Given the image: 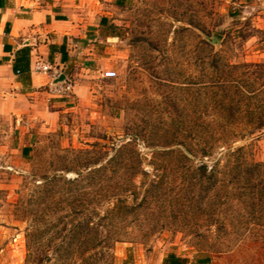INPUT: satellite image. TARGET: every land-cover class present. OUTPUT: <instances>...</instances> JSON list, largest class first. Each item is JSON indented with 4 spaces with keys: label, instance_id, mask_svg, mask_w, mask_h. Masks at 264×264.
<instances>
[{
    "label": "rangeland",
    "instance_id": "obj_1",
    "mask_svg": "<svg viewBox=\"0 0 264 264\" xmlns=\"http://www.w3.org/2000/svg\"><path fill=\"white\" fill-rule=\"evenodd\" d=\"M115 2L101 9L109 24L89 27L73 57L68 75L74 94L64 99L54 126L0 119V264H162L171 254L187 264H264V130L233 144L229 153L241 152L228 157L227 150L216 149L203 161L208 171L215 165L220 182L209 192L200 184L198 209L188 215L168 187V196L148 201L139 215L119 212L104 221L116 200L105 196L108 185L99 178L88 180L86 167L104 166L119 147L132 143L142 169L153 174L151 153L170 141V134L164 137L173 117L169 99L182 109L177 119L194 122L190 141L185 126L180 135L182 143H192L180 147L194 150L201 119L223 114L204 107L208 95L199 85L192 94L179 87L216 83L227 64L236 67L229 78L260 88L264 0H126L123 7ZM212 58L219 60L218 72L209 66ZM110 70L116 77L104 79ZM255 101L263 105L264 96ZM24 147L30 148L26 156ZM255 164L263 167L250 170V182H238L236 165ZM144 181L133 180L123 194L127 204L133 193L142 200ZM86 220L99 239L119 242L69 239Z\"/></svg>",
    "mask_w": 264,
    "mask_h": 264
},
{
    "label": "trees",
    "instance_id": "obj_2",
    "mask_svg": "<svg viewBox=\"0 0 264 264\" xmlns=\"http://www.w3.org/2000/svg\"><path fill=\"white\" fill-rule=\"evenodd\" d=\"M126 0H116L115 5L123 7ZM232 15H230L231 17ZM106 23V20L101 21ZM29 52L27 50L18 51L14 60V70L19 73H25L29 70L28 61ZM219 60L212 58L210 62V68L214 71H219ZM263 65H242V67H255L261 69ZM233 65H221L222 75L216 83H181L180 90L186 92V94H192L194 88L197 85L201 87L204 94L207 96L206 105L204 107H210V110H216L221 112L223 116L207 119L206 117L201 119L199 125L196 128L199 130L198 139L195 138L194 150H184L180 146H188L190 138L188 134L194 129V122L183 121L177 119L178 112L182 111L180 105L173 99H169V107L171 113L170 123L168 129L165 131L164 137L169 135V143L165 145L160 151L155 148L152 154L151 168L152 173H147L142 169V158L140 154L133 149L132 143H126L119 147L115 155L107 160L104 166L98 169L92 170V167L96 165V162L88 164L86 167L90 170L87 175L88 180L93 181L100 179L101 184H107L108 189L105 191V196L116 200V205L111 211L102 218L106 221L110 215L114 213L128 215H139L144 209H148V201L157 200L158 198L168 196L169 188L171 187L173 192L170 194L176 205L181 209L180 212H185L186 215L195 213L198 209L200 202L199 186L204 183V191L209 192L220 180L217 177L214 166L210 168L203 163L205 159L210 158L216 149L227 150V153L233 155L242 151L241 148L236 149L233 153V144L244 139L246 136L253 135L256 132L264 130V108L263 105L254 102L259 95L264 96V83H261L260 88H257L258 83H238L229 76L232 75L231 70L235 69ZM198 90V89H197ZM219 96L217 100L214 97ZM253 101V102H251ZM189 104V103H188ZM224 114H227L226 116ZM239 114H246L243 118H239ZM176 115V116H175ZM196 124V123H195ZM184 127L187 135L186 139H189L185 143L180 140L182 128ZM184 134V133H183ZM137 139V137H135ZM134 139V140H135ZM159 145H155L158 147ZM173 147H178L177 149ZM30 152V148H24L22 153L26 156ZM198 160L197 166L194 165ZM263 167V165L255 164L253 166L248 165H236L234 168L238 171L235 178L237 181L246 180V183L250 182L251 176H247L251 169ZM161 172L159 175L158 173ZM110 173V175H109ZM80 174V173H76ZM100 175L96 177V175ZM80 176V175H78ZM243 178H242V177ZM137 177H144L145 181L142 184L144 187V196L140 202L137 201V194L131 193L132 203L127 204L125 197L128 192L129 186ZM115 184H112L110 188V182L115 180ZM68 184L74 185L77 183L75 180L67 181ZM100 183V182H99ZM124 196V199L121 198ZM175 205V206H176ZM84 224H77L73 227V233L69 239L73 241L85 240L89 244L102 245L119 242V239H112V237H104L99 239L97 237L98 232L92 225L91 221L86 220ZM105 225V224H104ZM97 227V226H96ZM110 239V240H109ZM97 242V243H95ZM86 243V244H87ZM73 244V243H72ZM201 262V261H200ZM203 261L201 263H206ZM186 259H181L175 255H169L166 257L162 264H187Z\"/></svg>",
    "mask_w": 264,
    "mask_h": 264
},
{
    "label": "crops",
    "instance_id": "obj_3",
    "mask_svg": "<svg viewBox=\"0 0 264 264\" xmlns=\"http://www.w3.org/2000/svg\"><path fill=\"white\" fill-rule=\"evenodd\" d=\"M108 2L111 0H0L1 120L20 125L27 119L26 123L54 126L64 99L49 94V84L56 81L47 74L32 72V65L41 61L69 77L73 57L83 49L87 29L109 24L101 13ZM21 50L29 52V70L25 73L13 68Z\"/></svg>",
    "mask_w": 264,
    "mask_h": 264
},
{
    "label": "built area",
    "instance_id": "obj_4",
    "mask_svg": "<svg viewBox=\"0 0 264 264\" xmlns=\"http://www.w3.org/2000/svg\"><path fill=\"white\" fill-rule=\"evenodd\" d=\"M31 71L38 74H47L51 77L52 81H57L60 76H64V80L61 82L50 83L48 86V92L50 95L66 99L71 97L74 94L75 83L72 79L65 74H63L59 69L52 67L47 63H42L37 61L32 65ZM102 77L104 79H114L116 73L114 71H106L103 73Z\"/></svg>",
    "mask_w": 264,
    "mask_h": 264
},
{
    "label": "water",
    "instance_id": "obj_5",
    "mask_svg": "<svg viewBox=\"0 0 264 264\" xmlns=\"http://www.w3.org/2000/svg\"><path fill=\"white\" fill-rule=\"evenodd\" d=\"M64 80V76H60L56 82H61Z\"/></svg>",
    "mask_w": 264,
    "mask_h": 264
}]
</instances>
